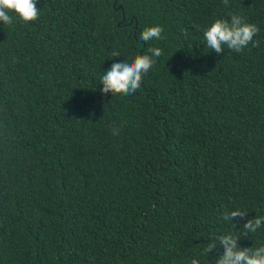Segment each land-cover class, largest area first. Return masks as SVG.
Masks as SVG:
<instances>
[{
    "label": "trees",
    "instance_id": "16d2710c",
    "mask_svg": "<svg viewBox=\"0 0 264 264\" xmlns=\"http://www.w3.org/2000/svg\"><path fill=\"white\" fill-rule=\"evenodd\" d=\"M36 7L0 23V264H215L222 246L201 253L220 235L264 245V227L222 219L264 216V0ZM232 14L259 46L217 55L203 30ZM152 26L164 39L138 43ZM150 47L139 91L101 95L103 72Z\"/></svg>",
    "mask_w": 264,
    "mask_h": 264
},
{
    "label": "clouds",
    "instance_id": "9594fccd",
    "mask_svg": "<svg viewBox=\"0 0 264 264\" xmlns=\"http://www.w3.org/2000/svg\"><path fill=\"white\" fill-rule=\"evenodd\" d=\"M227 7L229 0H221ZM38 0H0V23L12 25L14 22L28 25L39 19L40 10L36 5ZM163 28L160 26L146 27L139 33L138 43L147 44L153 40H163ZM260 29L237 14H232L230 20L216 19L203 30L204 47L217 55L223 54L224 49L234 53H241L251 45L252 48L259 46V41L254 37ZM187 35V31H185ZM158 47H150L145 54L136 55L131 61L113 63L110 68L103 72L99 85L101 95H124L131 96L141 89L145 75L149 73L156 63V59L162 55ZM113 57H119L118 51L112 52ZM119 127L113 126V135H119ZM248 211L242 208L226 211L222 219L236 227V222L242 221V228L247 233H255L264 227V216L248 218ZM240 237L227 233L216 238L218 243L210 242L203 246L202 255L207 256L210 252L215 253L218 246L223 251L215 259V264H264V245L249 248H239ZM188 264H200L199 260L192 258Z\"/></svg>",
    "mask_w": 264,
    "mask_h": 264
}]
</instances>
